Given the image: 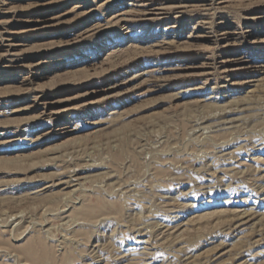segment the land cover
Wrapping results in <instances>:
<instances>
[{
  "label": "rangeland",
  "instance_id": "374dc122",
  "mask_svg": "<svg viewBox=\"0 0 264 264\" xmlns=\"http://www.w3.org/2000/svg\"><path fill=\"white\" fill-rule=\"evenodd\" d=\"M0 264H264V0H0Z\"/></svg>",
  "mask_w": 264,
  "mask_h": 264
},
{
  "label": "bare ground",
  "instance_id": "6f19581e",
  "mask_svg": "<svg viewBox=\"0 0 264 264\" xmlns=\"http://www.w3.org/2000/svg\"><path fill=\"white\" fill-rule=\"evenodd\" d=\"M105 5V4H104ZM133 9V8H132ZM139 11V10H138ZM147 12V11H146ZM114 17V16H113ZM120 20V19H119ZM10 46L11 45H13V44H9ZM153 48V47H152ZM249 63V62H248ZM226 70V69H225ZM244 215H245V213H244ZM245 217H247V216H245ZM240 221V220H239ZM142 249V248H141ZM128 252V251H127Z\"/></svg>",
  "mask_w": 264,
  "mask_h": 264
}]
</instances>
